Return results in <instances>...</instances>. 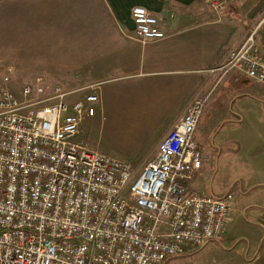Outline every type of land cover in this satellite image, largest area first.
<instances>
[{"label": "built area", "instance_id": "1", "mask_svg": "<svg viewBox=\"0 0 264 264\" xmlns=\"http://www.w3.org/2000/svg\"><path fill=\"white\" fill-rule=\"evenodd\" d=\"M230 0H207L215 12ZM134 37L164 32L142 6L131 9ZM264 11L241 44L216 70L244 73L264 85V55L256 36ZM12 66L0 80V264H162L221 240L233 193L191 187L206 159L195 131L206 102L190 103L158 144L156 155L132 176V164L76 140L84 116L99 106L95 87L73 90L43 76L11 89Z\"/></svg>", "mask_w": 264, "mask_h": 264}, {"label": "crops", "instance_id": "2", "mask_svg": "<svg viewBox=\"0 0 264 264\" xmlns=\"http://www.w3.org/2000/svg\"><path fill=\"white\" fill-rule=\"evenodd\" d=\"M258 2L230 0L223 11L215 12L207 0H0V54H25L27 69L40 68L45 80L64 85L72 81L70 74L87 76L99 83L97 110L102 107V82L111 81L106 92L114 94L129 118L137 112L145 120L143 126L138 124L143 133L154 120L163 124L156 141L200 97L214 106L216 117L244 127L259 108L264 115V85L237 70L221 77L216 68L264 11L263 4L253 12ZM134 6L157 17L162 38L140 42L134 37ZM256 41L264 55V31ZM201 128L198 123L197 144L203 140ZM145 139L142 136L131 153L132 171L133 162L142 169L156 155L158 144ZM257 167L248 178L228 181L219 193L209 188L215 195L233 193L228 224L236 212L238 227L196 251L219 246L237 259L227 264H264V162Z\"/></svg>", "mask_w": 264, "mask_h": 264}, {"label": "rangeland", "instance_id": "3", "mask_svg": "<svg viewBox=\"0 0 264 264\" xmlns=\"http://www.w3.org/2000/svg\"><path fill=\"white\" fill-rule=\"evenodd\" d=\"M12 57L17 60L18 64ZM25 57V54H0V80L4 67L12 66L13 74L9 86L20 98H22L23 85L33 82L32 80L37 76L44 75L40 68L27 69L24 62ZM68 76L72 81H68L67 86L62 81L46 79L43 82L51 87L59 85L63 89L73 90L74 93L70 95L69 100L77 98L84 88L96 87L99 84L89 81L90 79L83 74L74 73ZM110 82H102L105 88L102 95V107L96 110L91 117H83L76 140L82 141L103 154L130 161L131 153L136 144L141 142L142 136H146L145 140L148 139L147 144H159L160 141L156 140L163 131V124L154 120L148 133H143L138 128V124L143 126L145 120H142L137 112L133 119L129 118L122 110L120 101H115L114 94L106 92V87ZM76 84L79 86L76 87ZM69 85L72 88H68ZM261 109L263 108H259L255 117L250 120L246 118L247 123L244 127H239L234 123L225 122L222 116L217 115L216 117L214 106L210 105L209 101L205 104L199 120L201 129L204 131L203 140H199L198 146L203 150L207 162L202 169V174L195 176L191 187L205 193H209V188H211L214 193H219V190L231 179L248 178L255 173L257 165L264 162V115ZM225 111L229 113V110ZM133 163L136 171H132L131 180L124 189V194H127L130 183L140 173L139 164ZM231 217L232 220L225 229L226 234L233 230L237 231L238 215L232 212ZM230 260L237 259L219 246L208 245L204 249H199V251L195 249L189 254L171 258L162 264H227Z\"/></svg>", "mask_w": 264, "mask_h": 264}, {"label": "trees", "instance_id": "4", "mask_svg": "<svg viewBox=\"0 0 264 264\" xmlns=\"http://www.w3.org/2000/svg\"><path fill=\"white\" fill-rule=\"evenodd\" d=\"M264 4V0H259V2L256 4V6L253 8V12L259 11Z\"/></svg>", "mask_w": 264, "mask_h": 264}]
</instances>
